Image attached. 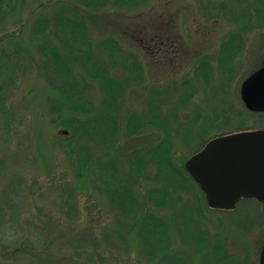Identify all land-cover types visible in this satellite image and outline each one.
<instances>
[{
  "label": "trees",
  "instance_id": "obj_1",
  "mask_svg": "<svg viewBox=\"0 0 264 264\" xmlns=\"http://www.w3.org/2000/svg\"><path fill=\"white\" fill-rule=\"evenodd\" d=\"M144 1L70 0L67 3L56 0L51 5L55 10H49L32 22L33 41L41 56L32 54L30 43L20 45L14 40V34H5L12 41L14 51H0L1 115H9L8 97L21 82L25 70L46 80L50 87L46 96L53 116L52 123L68 131V134L60 132L61 136L55 134V142L68 156L78 179V186L68 190L79 200L86 185H93L115 215L113 224L104 227L106 220L86 219L85 209L68 204L69 211L76 212L70 225L73 224L72 229L77 228L78 239L71 241L72 248L60 252L66 256L61 259V264H74V260L66 261L72 253L78 258H85L81 264H104L108 257L121 260L125 256L132 260L134 252L140 253L148 264H259L255 252L252 256L239 248L240 254L236 255L233 245L230 243L228 246L222 239L221 229L226 226L224 217L214 218L211 215L213 212L220 216L235 212L246 199L231 211L210 208L204 192L185 169V163L213 138L250 130L252 117L260 118L264 114L248 109L235 112L213 110L210 119L206 114L202 116L200 106H195L191 121L177 128H174V121L179 118L183 107L194 105L201 89L199 86H208L214 76H222L220 81L216 77L221 86L229 88L232 85L242 67L241 56L247 43V33L264 30V12L258 8H264V0H246L248 6L257 5V8L254 6L256 9L247 16L243 12L240 17H235V23L241 24L239 30L222 41L215 60L213 56L198 59L192 77L186 78L178 87L180 92L173 93L170 98L176 87L173 82L158 91L148 102L146 111L128 115L121 110L125 88L127 82L134 80L138 86L147 89L143 69L137 63L133 65L130 57L134 55L125 53L114 38L101 42L103 55L97 56L90 25L100 22L107 8H138L144 5ZM37 2L41 0H0V21L7 18L21 21L22 11ZM200 6L209 15L222 8L229 14L224 1L214 3L207 0ZM15 56L16 62H11ZM112 66L121 68L127 76L118 78L113 74L115 70ZM261 66L258 65L251 73ZM4 68H8L6 77H3ZM97 96L100 98L98 103L95 101ZM168 99L172 100V106L166 112L162 104L167 106ZM216 124L225 125L228 130L203 138L198 146L189 149V154L175 160L174 144L181 134V144L188 145L191 137L185 135L187 132ZM156 129L165 134L159 142H152L148 147L132 144ZM119 139L127 143L126 150L124 145L120 147L122 153L118 152ZM142 183L152 185L145 194L139 192ZM185 196L190 201L184 203ZM248 200L261 206L257 200ZM165 208L173 209L169 219L159 214ZM259 218L261 231L264 230L262 206ZM209 225L217 231L208 229ZM40 233L37 231L36 234ZM39 264L48 263L41 261Z\"/></svg>",
  "mask_w": 264,
  "mask_h": 264
},
{
  "label": "rangeland",
  "instance_id": "obj_2",
  "mask_svg": "<svg viewBox=\"0 0 264 264\" xmlns=\"http://www.w3.org/2000/svg\"><path fill=\"white\" fill-rule=\"evenodd\" d=\"M64 1L68 3L70 0ZM212 1H224L229 14L222 8L209 15L200 6V3H206L207 0H145L144 5L138 8H107L103 13L104 18H100L102 21L90 25L93 49L97 56L103 55L101 42L114 38L125 53L134 55L130 57L131 62L134 66L136 63L141 66L145 74L147 89L138 86L134 80L127 82L124 103L121 105L123 113H143L158 91L161 92L174 82L176 87L170 98L173 97V93L180 90V84L192 77L198 59L213 56L212 59L215 60L222 41L230 33L239 30L241 24L235 23V17H240L243 12L247 16L257 8V5H254L256 8L248 6L246 0ZM55 2L56 0H41L28 5L22 11L21 21H13L12 18L1 20L0 51H14L12 41L5 37L6 33H12L16 43L23 46L30 43L32 54L41 56L33 41L32 22L49 10H55L51 6ZM258 8L260 12H264L263 6ZM246 38L247 43L241 56L242 67L232 85L229 88L221 86L216 81L217 76L218 81L222 79L218 74L210 80L208 86H199L201 89L194 99V105L183 107L179 118L174 121V128L192 120L195 106H200L202 116L206 114L210 119L213 110L225 112L229 109L235 112L246 109L241 98V86L254 68L264 66V30L247 33ZM16 60L15 56L10 61ZM112 68L115 70L113 74L118 78L127 76L121 68ZM7 69H3V77L8 75ZM49 91L46 80L25 70L21 82L8 97L9 115L2 116L0 113V264H39L41 261L61 264V259L66 256H62L65 253L60 252L72 248L71 241L78 239L77 228L72 229L73 224L70 225L76 212L69 211L68 204L85 209L86 219L106 220L104 227L112 225L115 218L108 202L98 194L93 185H86L79 200L68 190L78 186V179L68 156L55 142V134L61 136L63 129L52 123L53 116L46 96ZM99 99L97 96L95 101L98 103ZM171 103L172 100L168 99L167 106L162 104V109L167 112ZM249 124L250 130H262L264 117H252ZM226 130L228 128L221 124L196 127L185 134L191 138L188 145L184 146L180 142L181 134L174 144L175 160L189 154V149L198 146L203 138L211 134L220 135ZM163 135L162 130L156 129L139 137L132 144L148 147L152 142H159ZM118 143V152L122 153L123 149L120 147L124 145L126 150L127 143L121 139ZM150 187L152 185L142 183L139 192L145 194ZM188 201L190 198L185 196L184 203ZM261 206L246 199L235 212L222 213V216L211 213L214 218L224 217L226 226L221 229L222 239L228 246L230 243L233 245L236 255L240 254V249L248 251L252 256L255 252L257 261L262 239L264 240V230L260 231ZM172 210L161 209L159 214L169 219ZM208 229L217 231L210 225ZM37 231L42 234L37 235ZM120 259L108 257L104 264L149 263L138 252L133 253L132 260L125 256ZM71 260H74V264L85 262V258H78L75 253L66 258L67 263Z\"/></svg>",
  "mask_w": 264,
  "mask_h": 264
},
{
  "label": "water",
  "instance_id": "obj_3",
  "mask_svg": "<svg viewBox=\"0 0 264 264\" xmlns=\"http://www.w3.org/2000/svg\"><path fill=\"white\" fill-rule=\"evenodd\" d=\"M241 97L251 112L264 113V67L242 84ZM68 134L67 131H61ZM212 209L233 210L242 199H256L264 213V130L220 136L185 164ZM259 264H264V247Z\"/></svg>",
  "mask_w": 264,
  "mask_h": 264
}]
</instances>
